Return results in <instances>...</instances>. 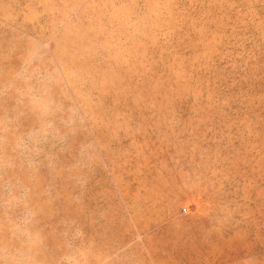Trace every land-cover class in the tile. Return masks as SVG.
<instances>
[{"label": "rangeland", "instance_id": "1", "mask_svg": "<svg viewBox=\"0 0 264 264\" xmlns=\"http://www.w3.org/2000/svg\"><path fill=\"white\" fill-rule=\"evenodd\" d=\"M0 264H264V0H0Z\"/></svg>", "mask_w": 264, "mask_h": 264}]
</instances>
